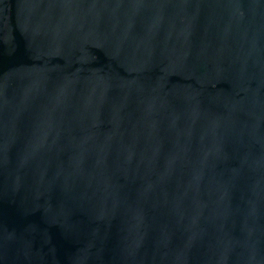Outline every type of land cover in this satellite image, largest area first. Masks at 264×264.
<instances>
[{
    "label": "water",
    "instance_id": "95a60500",
    "mask_svg": "<svg viewBox=\"0 0 264 264\" xmlns=\"http://www.w3.org/2000/svg\"><path fill=\"white\" fill-rule=\"evenodd\" d=\"M0 264H264V0H0Z\"/></svg>",
    "mask_w": 264,
    "mask_h": 264
}]
</instances>
